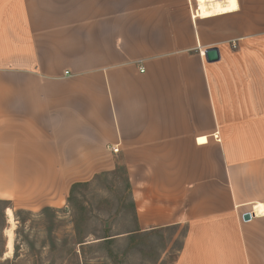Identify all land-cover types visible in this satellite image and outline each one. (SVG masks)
<instances>
[{"label":"crops","instance_id":"obj_1","mask_svg":"<svg viewBox=\"0 0 264 264\" xmlns=\"http://www.w3.org/2000/svg\"><path fill=\"white\" fill-rule=\"evenodd\" d=\"M118 169L170 264H264V0H0V260L7 210Z\"/></svg>","mask_w":264,"mask_h":264},{"label":"rangeland","instance_id":"obj_2","mask_svg":"<svg viewBox=\"0 0 264 264\" xmlns=\"http://www.w3.org/2000/svg\"><path fill=\"white\" fill-rule=\"evenodd\" d=\"M124 182L122 169L99 174L74 185L59 210L19 211L11 218L13 250L0 264H170L180 245L174 228L127 234L133 220ZM3 207L0 202V257Z\"/></svg>","mask_w":264,"mask_h":264},{"label":"water","instance_id":"obj_3","mask_svg":"<svg viewBox=\"0 0 264 264\" xmlns=\"http://www.w3.org/2000/svg\"><path fill=\"white\" fill-rule=\"evenodd\" d=\"M205 54H206V59L208 61H213V60H216L218 58V51L216 48H211V49H208L205 51ZM250 215L248 212H245L243 214V219L247 220L249 219Z\"/></svg>","mask_w":264,"mask_h":264},{"label":"built area","instance_id":"obj_4","mask_svg":"<svg viewBox=\"0 0 264 264\" xmlns=\"http://www.w3.org/2000/svg\"><path fill=\"white\" fill-rule=\"evenodd\" d=\"M196 9H197V7H196ZM196 9H195V13L194 14H192L191 16L194 18V16H196ZM140 71H143V68H140ZM109 149L113 152V153H116V152H118V150H119V148H118V145H116V146H109ZM256 206L258 207L257 208V210H256V212H255V215H257L258 213L259 214H262L263 213V209H262V207H259V205L258 204H256L255 206H254V209L256 208ZM249 213V215H250V217H249V219L252 217V214L250 213V212H248ZM244 214V213H243ZM243 214L241 215L242 217H243ZM254 214V213H253Z\"/></svg>","mask_w":264,"mask_h":264},{"label":"bare ground","instance_id":"obj_5","mask_svg":"<svg viewBox=\"0 0 264 264\" xmlns=\"http://www.w3.org/2000/svg\"><path fill=\"white\" fill-rule=\"evenodd\" d=\"M7 212H8V216L10 218L9 220H11L12 213L10 210H7ZM12 245H13V233H12V228L10 227V229L7 231V248H8L9 253L12 251Z\"/></svg>","mask_w":264,"mask_h":264}]
</instances>
